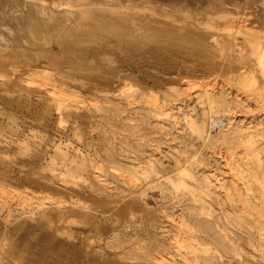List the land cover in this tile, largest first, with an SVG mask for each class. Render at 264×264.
<instances>
[{
	"label": "rangeland",
	"instance_id": "374dc122",
	"mask_svg": "<svg viewBox=\"0 0 264 264\" xmlns=\"http://www.w3.org/2000/svg\"><path fill=\"white\" fill-rule=\"evenodd\" d=\"M249 13L251 19L258 14L252 9ZM205 19L212 23L217 18L208 15ZM3 21L12 20L7 14L0 13V22ZM39 21L28 19L29 29L24 36L30 40L29 44L15 47L17 60L25 58V61L33 62L31 69L24 67V87L41 84L66 92L64 104L75 102L92 110L106 107L113 118L111 122L82 125L68 113L56 111L53 103L47 107L39 104L28 118L21 115L20 110L28 103V93L23 92L20 105L14 104L15 114L10 122L0 125V264H96L94 259L98 264H264V203L258 202L264 200V47L258 49L256 46L257 43L264 46V24L260 29H241L240 32L236 26L229 25L221 30L216 46L224 45V37L231 40L235 37L237 46L232 52L242 56L234 59L235 66L225 68L228 71L219 69L220 74L217 73L219 70L208 73L188 57L184 62L182 53L173 68L178 74L171 78L162 74L163 66L149 69L159 77L157 84L154 83L156 79H147L134 69L116 86L113 94L93 95L84 89L86 79L52 76L56 60L62 57L60 52H64V39L81 34L78 30L81 20ZM20 26L16 25L14 29L18 30ZM96 36L94 40L92 38L93 44L105 49L102 35ZM0 48L12 50L5 45ZM108 55L105 50L98 54L104 59ZM247 62H252L254 68L244 65ZM223 71L226 75H222ZM11 76L9 68L0 72V96H7L8 90L11 93L17 89L19 79ZM191 76L192 80L189 79ZM186 80L196 84L187 86ZM222 80L231 82L230 89L224 88L231 100L229 110L222 108L223 105L217 108L204 101L205 95H195L197 89H204L201 82H208L207 87L216 90V86L223 85ZM188 92L193 94L185 98ZM15 95L18 99V94ZM128 99H134L138 107H150L155 102L163 105L170 99L174 102L170 111L173 114L197 109L200 112L197 126L184 124L181 118L173 119L169 122L172 123L170 131L159 133L154 129V123L159 120L150 113L146 114L150 124L136 114L132 115L133 120L125 121L129 124L119 123L117 119L128 115L121 108ZM3 111L0 103V114ZM214 116L225 119L221 126H212ZM22 120L30 126L21 125ZM202 125L209 135L206 142L198 135ZM238 127L244 133L253 130L256 135L253 150L246 143L237 142L236 136L240 133L235 131ZM139 165L145 169L154 167L155 171H142ZM91 167L106 185V200L118 202L122 196L127 199L131 193H141L150 209H137L133 215H127L126 211L125 216L121 208L112 214L107 212L99 228L90 225L91 220L87 218L88 222L79 212L67 214L61 220L48 219L52 212H44L39 206L41 202L44 207L57 201L72 206L77 200L99 208L98 196L83 188L93 180L89 173ZM205 176L213 178L215 188L212 192L202 193ZM182 179L184 187L180 185ZM182 190L184 194L180 197L177 193ZM164 215L166 218L162 223L160 217ZM156 221L164 224L166 234L171 238L165 236L161 243L157 240L152 232V224ZM180 222L188 224L190 230ZM186 234H196L197 239H186ZM177 239L181 244H176ZM195 243L202 248L198 247V256L183 252L187 247L195 249ZM176 245L182 247L180 252L175 250Z\"/></svg>",
	"mask_w": 264,
	"mask_h": 264
},
{
	"label": "bare ground",
	"instance_id": "6f19581e",
	"mask_svg": "<svg viewBox=\"0 0 264 264\" xmlns=\"http://www.w3.org/2000/svg\"><path fill=\"white\" fill-rule=\"evenodd\" d=\"M185 1L189 3H186ZM251 9L258 13L254 19H251L249 17L250 15L249 12ZM0 13L7 14L9 20H12L10 22L7 21H3L2 23L0 22V47H3V45H5L6 47H10L12 49L10 51L0 48V72L5 69L7 70L9 68L10 74L13 76V78L19 79L18 83L15 82L17 84L16 85L17 89H15L11 93L8 90L7 96H3V95L0 96V103L4 107V111L1 112L0 114V116H2L1 117L2 120L0 119L1 120L0 125L3 124L4 122L6 123L10 122L13 114H15L14 104L20 105L21 97L23 95V92L25 91L28 93V103L25 106L20 107L21 115L31 118L32 114L35 112L39 104L43 105L44 107H47L50 106L51 103H53V106L54 105L56 106V107L54 106L56 108V111H59V113H63V112L68 113L69 115L74 117V121L83 125L95 121L98 123L111 122L113 117L110 114V109L109 108L106 109V107L103 108L100 107L99 109L92 110L90 108L88 109L84 106H81L75 102L64 104V99L66 98L65 95L67 93L63 91L50 89L45 85L40 84L26 88L24 87V84L22 83L24 76L23 70H25L24 67L27 66V68L31 69L33 67L32 66L33 62L29 61L28 59H27L28 61H25L24 60L25 58L23 59V61L17 60L15 57H18V53L16 52L15 47L19 48L20 46L21 48L22 45H25L27 43L29 44L30 40H28L24 36L29 29L28 25L30 23L28 22V19L35 21L37 19H40V21L41 19L55 20L56 18L80 19L81 23L79 24L78 30L80 31L81 34L80 35L76 34L75 36L66 37L64 39L62 45V49L64 50V52L59 51L60 53H62V57L56 60L55 65L52 64L54 65L55 68L54 70H52L53 73L52 76L54 75V77H56L57 79H86L83 86L87 92H90L93 95H106V94H113L114 92H116L117 90L116 86L120 84L123 80L127 79L128 76H130V72H133L134 69H136L139 72H142L147 79H156L154 83L157 84L160 81L159 77L149 72V69L151 67L156 68V66H163L164 70L162 71V74L170 75L169 77L171 78V75L176 74L178 72V70L175 71L176 69L174 70L173 68L178 63V59L180 58V55L182 53H184V60H185L184 62H186V59L188 57L190 60H193V62H195L194 65L204 67L203 68L204 71L208 73L219 69L226 70L225 68H232L233 66H235L233 65L234 59L236 61L238 58H242V56L238 55L237 52L235 53L232 52V49H234V47L237 46L235 41L236 39L234 36H233L234 38L232 37L233 38L232 40L230 37H229L230 39L228 37H224V43L222 42L223 40L220 41L224 45L221 44L222 47H217L215 42L216 40H218V35L221 34V30L227 25L236 26L237 27L236 30L239 32L241 31V29L248 30L252 28L254 30V29L262 28L261 26L262 24H264V0H0ZM252 13L251 15H253ZM208 15L216 16L217 19H214L215 21L211 23L210 21L205 19ZM24 19L25 20L27 19V21H24ZM16 25L19 26L21 25L18 30L14 29L16 28ZM65 27L67 26L65 25ZM98 34L102 35L105 44L104 47L105 49L99 46L98 47L95 46L93 44L94 42H92L95 39L93 37ZM232 35H234V33ZM236 35H239V33ZM96 38L98 37L96 36ZM241 39L243 38L241 37L240 40ZM256 46L258 49H260L261 46L264 47L259 43H257ZM101 50H105L109 54L105 59L98 56ZM2 51H6L7 53H4ZM236 57L238 58L236 59ZM244 60L245 59L243 58L242 61ZM251 63L252 62H247L244 63V65H246L250 69H253L254 67L253 64ZM22 66L23 69H21ZM184 66H186V63ZM197 69L198 68H196V70ZM190 70L188 71L190 72ZM217 73L220 74V70ZM221 73L222 75H224L226 72L224 73L223 71ZM206 75L209 76V74ZM239 75L241 76L242 74L239 73ZM235 76H236V71H235ZM192 77L193 76H191V78L189 79L192 80ZM212 77L214 79V76ZM179 78L181 77L179 76ZM184 79H187V77H185ZM230 79L232 78L230 77ZM191 80H186L185 83L187 86L193 87V85H195L196 82H193ZM221 83L223 85L216 86L218 87V89L215 90V89H209L207 87L208 82H205V84L204 82H201V85L204 87V89L203 90L197 89L195 95H197L198 97L200 95H205V97L202 98L204 101L206 100L208 103L216 105L217 108L223 105L225 107L222 108L228 109V107H230L229 104L231 100L227 98L226 95L227 93H225L226 91L224 90V88L230 89L231 82L229 80H222ZM64 85L65 84H63V86ZM15 94H18L17 95L18 99L14 97L16 96ZM191 94L190 92H188L185 95V98L186 97L190 98ZM257 96L258 95H256L255 92V97ZM261 96L263 97V95ZM236 103H239V100H237ZM172 104H174V102L168 99V101H166L163 105L162 103L156 104L155 102L152 105H150V107L149 106L138 107V104L137 105L135 104L134 99L133 100L128 99L127 101H125L124 106H121V108L124 109L123 111H125L128 115L123 119L121 118L117 119V122L119 123L123 122V124H129V122H125V121L133 120L134 118H132V115L136 114L137 117L138 115L140 117L143 116L145 122L150 124L151 122L148 121L146 117L147 116L146 114L150 113L152 114L153 118L156 119L157 117V120H159V123L158 122L154 123V129L156 130V132L159 133L161 132L166 133L170 131L172 123L169 122H172L173 119L175 121H178L181 118L184 119V124L188 122L191 127L197 126L196 119L200 113L197 109H193V111L184 110V113L177 112L173 114L170 112L173 110ZM48 109H50V107H48ZM258 109H256V111ZM48 113L49 115H52V112H48ZM204 113L205 111L203 112V114ZM5 118H7L6 121ZM148 118L150 119L151 116L150 117L148 116ZM211 121H213L212 122L213 127L215 126L219 127L221 126L220 124L223 123V121H225V119L221 120L214 116V119L212 120L211 118ZM228 121L230 122V120ZM21 125L30 126L27 125L26 122H24L23 120ZM236 129L238 130H236L235 132L240 133V135L236 136V139L238 140L237 142L246 143L247 146H249L250 150H253L254 147L256 146L255 145L256 135L253 134L254 133L253 130L244 133L243 130L240 131V127ZM198 135L199 138H202L205 142L206 139L209 138V135L206 134V132L204 131V125L199 127ZM233 142L236 143V141ZM140 169L142 171H148V170L155 171L154 167L152 168L148 167L147 169H145V167L141 166ZM186 169L187 167L184 168V171H188ZM95 172L96 170L94 168L92 167L89 168V173L91 174L93 180L92 182L90 181L91 184L85 185L83 186V188L85 192H89L90 194H96L98 196L97 198L99 199V208L90 207L88 204H84L77 200L74 203H72V206H67L57 201L56 204L49 203L47 204L48 207H44L43 206L44 204L41 202L39 203V206L43 207L44 212L47 211L52 212L50 215H48V219L54 218L57 220H61L64 219V217L67 214L79 212L86 218V220L87 218L91 220L90 225L94 226L95 228H99L100 221L104 220L103 217L104 215H106L107 212L109 214H112L113 211L121 208L123 210V214L127 211V215L128 214L133 215V213L137 209L140 210L150 209L148 203L144 201V197H142L141 193L139 194L131 193V195L127 198L128 200L122 199L123 198L122 196L118 202L110 201L111 204H109L110 202L106 200L107 197L104 196L107 189L106 185L102 181V179L99 178L98 175H95L96 174ZM251 175H253V173ZM203 178H204V183H203L204 189H202V193L212 192L215 188V183L213 182V178L211 176H207V177L205 176ZM170 179L171 178H166L167 181H169ZM219 181L221 182V180ZM184 184H185L184 179H182L180 185L184 187ZM150 193L153 194L152 192ZM158 193L155 195L158 196L159 195ZM177 194H179L180 197H183L184 194L183 190L181 192L179 191V193ZM258 202L264 203V200H260ZM242 206H244V204ZM129 210L131 211L129 212ZM249 217L251 216L249 215ZM163 218H166V216L164 215L160 217L162 223L163 221L165 222V219L163 220ZM162 223L160 222L158 223V221H156V223L152 224L153 226L152 232L155 234V237L160 243L162 240L164 241V239L162 238L165 236L171 238L169 235L166 234V229L164 228V224ZM180 223L182 224V226H184V228L190 230L191 227L188 224H184L183 222ZM184 237L190 240H192L193 238L197 239L196 234L195 235L186 234L184 235ZM258 239H259V234H258ZM176 241H177L176 244L177 243L181 244L180 239H177ZM231 243L233 242L231 241ZM195 246H196L195 249L187 247V250L183 252H185L186 254L188 253V254H193L194 256L196 255L198 256L197 254V250H199L198 247L200 249L202 248L200 247V244L195 243ZM175 247H176L175 250L178 252L182 250L181 249L182 247L180 248V246L178 245H176ZM93 262L98 264V262L95 259Z\"/></svg>",
	"mask_w": 264,
	"mask_h": 264
}]
</instances>
